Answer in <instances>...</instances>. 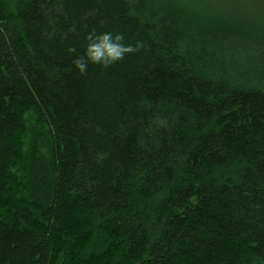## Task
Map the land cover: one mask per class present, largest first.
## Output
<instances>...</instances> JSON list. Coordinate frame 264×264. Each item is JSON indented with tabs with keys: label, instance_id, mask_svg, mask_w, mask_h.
<instances>
[{
	"label": "trees",
	"instance_id": "obj_1",
	"mask_svg": "<svg viewBox=\"0 0 264 264\" xmlns=\"http://www.w3.org/2000/svg\"><path fill=\"white\" fill-rule=\"evenodd\" d=\"M211 2L0 0V264H264V26Z\"/></svg>",
	"mask_w": 264,
	"mask_h": 264
},
{
	"label": "clouds",
	"instance_id": "obj_2",
	"mask_svg": "<svg viewBox=\"0 0 264 264\" xmlns=\"http://www.w3.org/2000/svg\"><path fill=\"white\" fill-rule=\"evenodd\" d=\"M86 39L89 43L85 53L75 61V67L81 74L86 73L89 63L108 67L121 61L126 54L138 51V47L126 46L121 43L122 35L113 36L110 33L96 35L90 33Z\"/></svg>",
	"mask_w": 264,
	"mask_h": 264
},
{
	"label": "rangeland",
	"instance_id": "obj_3",
	"mask_svg": "<svg viewBox=\"0 0 264 264\" xmlns=\"http://www.w3.org/2000/svg\"><path fill=\"white\" fill-rule=\"evenodd\" d=\"M215 4L218 13L232 16L240 23H252V19H256V23L264 26V0H207ZM229 15V16H228ZM232 22V21H230Z\"/></svg>",
	"mask_w": 264,
	"mask_h": 264
}]
</instances>
